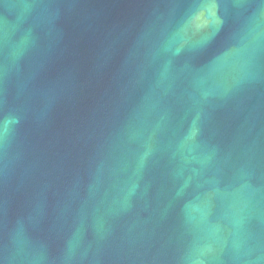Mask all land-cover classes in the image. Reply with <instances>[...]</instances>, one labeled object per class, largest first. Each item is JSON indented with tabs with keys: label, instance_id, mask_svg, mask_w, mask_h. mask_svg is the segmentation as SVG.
Segmentation results:
<instances>
[{
	"label": "water",
	"instance_id": "obj_1",
	"mask_svg": "<svg viewBox=\"0 0 264 264\" xmlns=\"http://www.w3.org/2000/svg\"><path fill=\"white\" fill-rule=\"evenodd\" d=\"M0 264H264V0H0Z\"/></svg>",
	"mask_w": 264,
	"mask_h": 264
}]
</instances>
